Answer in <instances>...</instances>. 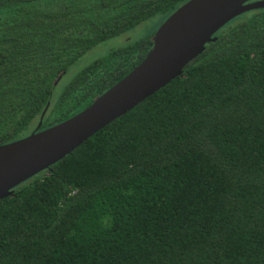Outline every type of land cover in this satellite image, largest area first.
<instances>
[{
  "label": "trees",
  "instance_id": "trees-1",
  "mask_svg": "<svg viewBox=\"0 0 264 264\" xmlns=\"http://www.w3.org/2000/svg\"><path fill=\"white\" fill-rule=\"evenodd\" d=\"M189 1L0 0V144L44 113L43 130L90 107L155 33L74 72L78 61ZM216 36L182 76L0 201V264H264V9Z\"/></svg>",
  "mask_w": 264,
  "mask_h": 264
},
{
  "label": "water",
  "instance_id": "water-1",
  "mask_svg": "<svg viewBox=\"0 0 264 264\" xmlns=\"http://www.w3.org/2000/svg\"><path fill=\"white\" fill-rule=\"evenodd\" d=\"M259 9H264V0H190L158 28L145 59L90 107L42 130L44 113L30 136L0 144V201L182 76L207 45L218 40L217 33Z\"/></svg>",
  "mask_w": 264,
  "mask_h": 264
},
{
  "label": "rangeland",
  "instance_id": "rangeland-1",
  "mask_svg": "<svg viewBox=\"0 0 264 264\" xmlns=\"http://www.w3.org/2000/svg\"><path fill=\"white\" fill-rule=\"evenodd\" d=\"M162 24V17L158 16L118 38L112 39L97 46L78 61L76 67L74 68V72L82 70L96 60L106 56L114 49H118L126 46L127 44L145 40L151 37V35L155 33ZM67 82L68 80H65L59 89H63Z\"/></svg>",
  "mask_w": 264,
  "mask_h": 264
},
{
  "label": "flooded vegetation",
  "instance_id": "flooded-vegetation-1",
  "mask_svg": "<svg viewBox=\"0 0 264 264\" xmlns=\"http://www.w3.org/2000/svg\"><path fill=\"white\" fill-rule=\"evenodd\" d=\"M43 130V129H42Z\"/></svg>",
  "mask_w": 264,
  "mask_h": 264
}]
</instances>
